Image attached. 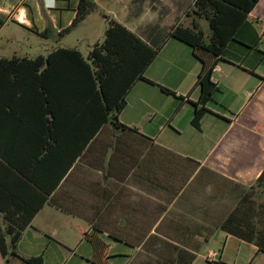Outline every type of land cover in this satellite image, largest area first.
<instances>
[{
    "label": "crops",
    "instance_id": "obj_1",
    "mask_svg": "<svg viewBox=\"0 0 264 264\" xmlns=\"http://www.w3.org/2000/svg\"><path fill=\"white\" fill-rule=\"evenodd\" d=\"M93 1L94 12L111 14L109 19L161 49L128 91L125 107L110 113L83 149L99 115L88 114L82 89L70 88L74 81L55 78L54 99L69 103L57 110L52 129L50 117L48 123L19 121L18 168L0 166V205L46 201L21 232L16 256L1 259L26 264L22 259L42 255L43 264H93L87 234L106 246L109 264H187L188 255L195 256L189 264H264V253L220 229L264 170V36L252 48L262 23L249 18L227 44L211 77L218 91L196 129L202 64L169 32L172 26L203 32L204 19L175 9L177 0H138L121 17L108 10L112 0ZM78 3L0 0V37L8 30L3 39L13 41L23 27L50 46L45 53L13 56L19 59L69 48L63 39L94 13L60 36L72 25ZM90 49L81 52L84 57ZM5 139L4 131L0 141ZM259 195L257 202L263 201ZM5 224L0 212L1 230ZM210 253L217 254L213 261L206 259Z\"/></svg>",
    "mask_w": 264,
    "mask_h": 264
},
{
    "label": "trees",
    "instance_id": "obj_2",
    "mask_svg": "<svg viewBox=\"0 0 264 264\" xmlns=\"http://www.w3.org/2000/svg\"><path fill=\"white\" fill-rule=\"evenodd\" d=\"M96 9L93 0H79L72 25L59 35L68 33ZM191 12L207 21L209 34L205 36L197 27L172 26L169 36L190 46L193 55L202 64L196 83L200 96L194 104L192 120V125L198 129L201 118L208 112L207 103L218 91L211 80L213 70L222 59L227 44L236 39L239 27L249 18L262 23L258 42L252 48L264 36V0H194ZM105 21L103 41L95 43L86 57L74 48H58L46 57L38 56L33 60L0 58V133L6 132V139L0 141L1 167L14 171L18 168L15 160L16 154H19V121L44 118L48 123L50 117L52 122L49 128L55 126L57 110L69 103L54 99L55 82L61 81L57 76L64 81H74L70 88L82 89L81 97L89 106L88 114L99 115L98 125L88 128V136L81 149L99 130L101 123L108 121L110 113H118L125 107L128 91L138 80L144 79L146 69L157 57L161 46L152 48L119 22L106 17ZM113 117L116 119L115 115ZM116 125L125 128L117 122ZM26 177L30 179V176ZM258 191L264 194V170L245 194L242 204L221 223L220 229L254 246L257 253H264V200H255ZM45 201L46 198L42 197L33 207L0 205V212L6 221L4 230L0 229L2 258L16 256L15 248L21 232ZM6 235L9 236V244ZM83 237L93 245V264H109L103 242L94 235L84 234ZM182 258L179 254L178 263ZM194 258V255H188L186 263L189 264ZM22 260L26 264H43L42 255Z\"/></svg>",
    "mask_w": 264,
    "mask_h": 264
},
{
    "label": "rangeland",
    "instance_id": "obj_3",
    "mask_svg": "<svg viewBox=\"0 0 264 264\" xmlns=\"http://www.w3.org/2000/svg\"><path fill=\"white\" fill-rule=\"evenodd\" d=\"M113 4L109 6V11H113L121 17L120 15L123 11L128 12L132 10L130 8V4L133 2L137 3L138 0H112ZM121 1L123 4L125 3V7L120 6L119 2ZM175 2V0H173ZM193 0H177L175 3V9L180 10L181 12H190L192 7ZM132 3V4H133ZM129 8V9H128ZM190 18H193V14L190 13ZM106 18H112L113 16L109 13L104 12H94L90 19L83 22L81 25L77 27V29L68 37L63 39L62 46L69 48H76L80 50L83 54H85L90 46L94 45L97 42H102L104 38V32L106 29ZM119 21H122L121 18H118ZM190 20V19H188ZM203 25V32L205 36L209 33V27L205 20L201 21ZM8 33V30H5L0 37V58H11L13 56L30 54L33 55L35 53H45V49H48L50 46L47 45L46 42H43L35 33L27 30L23 27H19L18 32L16 34V38L13 41H5L3 36ZM260 72L264 73V62L261 63ZM260 201L264 200V194L260 193ZM47 252H51V249H48ZM77 253H81V251L77 250ZM68 254H64L65 259H67ZM7 260H3L0 257V264H9L6 262ZM11 261L10 264H14L13 258H9ZM19 264H23L19 261Z\"/></svg>",
    "mask_w": 264,
    "mask_h": 264
},
{
    "label": "built area",
    "instance_id": "obj_4",
    "mask_svg": "<svg viewBox=\"0 0 264 264\" xmlns=\"http://www.w3.org/2000/svg\"><path fill=\"white\" fill-rule=\"evenodd\" d=\"M216 256H217L216 253H210V254L207 255L206 259L208 261H213Z\"/></svg>",
    "mask_w": 264,
    "mask_h": 264
}]
</instances>
